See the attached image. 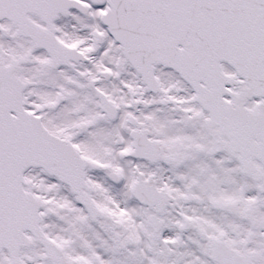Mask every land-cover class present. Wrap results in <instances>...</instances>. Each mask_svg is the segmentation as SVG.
Masks as SVG:
<instances>
[{"label":"snow or ice","instance_id":"snow-or-ice-1","mask_svg":"<svg viewBox=\"0 0 264 264\" xmlns=\"http://www.w3.org/2000/svg\"><path fill=\"white\" fill-rule=\"evenodd\" d=\"M0 264H264V0H0Z\"/></svg>","mask_w":264,"mask_h":264}]
</instances>
